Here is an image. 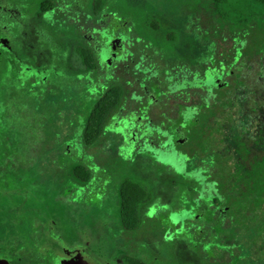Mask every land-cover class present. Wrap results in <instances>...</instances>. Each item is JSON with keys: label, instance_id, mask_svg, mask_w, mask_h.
<instances>
[{"label": "rangeland", "instance_id": "374dc122", "mask_svg": "<svg viewBox=\"0 0 264 264\" xmlns=\"http://www.w3.org/2000/svg\"><path fill=\"white\" fill-rule=\"evenodd\" d=\"M1 1L7 6V0ZM101 1V8L97 12V29L100 30V25L103 27L105 24L104 14L110 11L120 13L117 20L123 19L122 23L128 34L127 51L136 55L144 51L153 56L147 65L156 64L158 61L167 62L176 56L173 63L186 62L189 66L192 61H202L212 50L220 58L231 49L230 39L223 42L213 38L214 44L209 43V40L205 42L204 33L208 30L206 24L212 19V11H215L213 0H109L106 8L105 2L108 0ZM71 2L74 6L83 3L81 0ZM219 14L225 16L222 19L223 24V20H227L225 23H235L240 30V38L250 36L251 29L264 28V5H254L249 0H229L227 6L219 8ZM59 15L62 16V13L56 9V16ZM20 17L23 20L24 16ZM20 21L21 19L17 21L8 10L0 12V36L7 47L12 46L20 67L27 70L47 68V73H41L43 80L47 79L49 71H55L54 74L59 75L52 76L49 82V92L56 94L53 97H39V92L30 97L31 93L24 91L9 97L13 83L9 81L10 72L3 76L7 67L5 61L0 59V185H8L11 187L9 189L13 187L14 191L21 190L22 195L32 192L27 220L24 221L25 215L21 213V220H16L14 224L9 219L11 215H6L7 221L0 216V221L4 222L2 224L8 231H13L15 227L14 240L19 244L30 242L31 245L35 243L41 246L33 250L32 255L29 253L27 258L23 256L21 264H48L54 260L53 252H58V247L61 251L62 248L79 249L84 256L94 253L109 264H127L126 259L132 257H139L146 264H216L218 258L205 253L203 244L205 246L211 243V236H216L213 223L221 221L220 213L217 212L212 221H208L210 223L206 225V235L200 236V229L196 231L197 226H187L177 232L179 225L185 226L186 222L191 223V226L202 224L200 213L182 209L179 213L171 214L185 206L182 200L186 203L191 200L180 189L183 179L177 173L183 167L179 165V160L161 157L163 164L157 163L154 166L151 160L139 153L128 152L124 145L119 147L122 143L120 134L125 137L126 144L133 138L130 136L132 127L124 119L130 118L137 111L138 105L129 95L138 88L131 77L135 70L131 64L132 58L120 62L114 70V74L121 77V103L126 105L119 109L116 122H123L118 127L107 128L104 135L106 143L103 140L98 149L89 151L90 154L104 151L102 158L93 162L100 170L105 171V176L94 172L95 182L92 185L83 184L74 175L73 171L78 163L72 159L83 157L82 135L88 117L99 99V87L106 80V42L101 43V58L95 54L97 69L92 73L77 54L81 43L75 37L67 36L66 30L59 32L60 28L50 27L54 28L51 36L40 38L32 23ZM85 27L87 30L88 24ZM172 36L174 40H170ZM82 40L83 45H89L88 48L94 51L92 40L86 37ZM128 65L129 69H124ZM255 70H259L258 65ZM61 74L63 79L60 78ZM129 82L132 85H128ZM114 86L118 87V83ZM33 89L37 91L38 86L35 85ZM195 102L197 101L191 100L190 104ZM170 113L175 116L176 111L171 109ZM137 122L138 119L135 118L133 123ZM261 126L248 124V136L258 143H249L254 154L264 150V124ZM260 128L263 129L262 136ZM238 133L236 128L233 135ZM131 146L132 151L133 145ZM117 149V155H114ZM9 158L12 159L10 162ZM8 163L15 172H9ZM170 166L175 167L176 172ZM25 169L26 175L23 174ZM27 176L30 178L24 179ZM10 177L16 184L9 183ZM123 178L146 184L152 195L151 202L141 207L143 223L140 229L129 235L120 226L121 201L118 182ZM104 179L107 182L105 185ZM76 185L84 188V195L91 196V199H86L89 206L84 205V200L80 202V199H76ZM67 191L68 194H65ZM7 193L12 200L9 204L2 200L0 205L13 208L17 203L14 196ZM18 193L20 192L15 195ZM98 193L100 194L97 196ZM23 198L19 200L21 204ZM73 198L77 201H73ZM73 206H76V210ZM109 215L112 228L105 221ZM89 224L91 227L87 229L85 225ZM104 226L108 229L106 234L102 231ZM222 227L232 228L228 221L223 222ZM250 234L249 238H253L254 232ZM84 235L85 238H82ZM226 236L220 237L223 241L226 239V244L236 246L235 241ZM7 244L11 243L7 239H0V264H10ZM206 246L210 253L209 248L212 246ZM241 246L242 252L235 249L232 254H226L222 261L220 259V262L234 264L238 257L237 264H264V250H257L255 258L253 251ZM213 249L212 252H215ZM79 250L76 253H81ZM86 261L90 260L87 258Z\"/></svg>", "mask_w": 264, "mask_h": 264}, {"label": "trees", "instance_id": "16d2710c", "mask_svg": "<svg viewBox=\"0 0 264 264\" xmlns=\"http://www.w3.org/2000/svg\"><path fill=\"white\" fill-rule=\"evenodd\" d=\"M213 1L215 11L206 24L205 42L209 40L214 44L213 38L223 42L230 39L231 49L220 58L212 50L202 61H192L189 66L186 62L173 63L176 56L167 62H156L147 88L139 87V97H131L138 103L137 111L130 117L132 122L128 117L124 119L132 127L130 136L133 138L126 144L125 137L120 134L122 143L119 147L124 145L128 152L139 153L151 160L154 166L163 164L161 157L179 160L183 167L177 173L183 179L180 189L191 200L188 203L182 200L185 206L171 214L182 209L200 213L202 224L191 226L186 222L185 226L180 224L178 230L176 228L177 232L187 226H197L199 235H206V225L218 212L221 221L212 222L216 236L211 234V243L206 244L212 246L209 248L211 252L204 244L203 251L222 261L235 249L242 252L241 245H244L253 251L256 258V251L264 250V150L253 153L249 143H258L248 136V124H264V28L251 29L250 36L240 38V30L235 23L223 20V24L225 16L219 14V8L227 6L229 0ZM249 1L254 5H264V0ZM101 4V0H96L97 12ZM173 36L170 40L175 39ZM82 39V35L77 38L81 43L77 54L85 67L96 71L97 57L83 45ZM99 42L97 40V49ZM5 63L10 66L13 61L6 58ZM257 65L258 71L255 70ZM98 97L82 135L83 157H76L82 158L84 165L73 171L75 177L84 182L91 178L88 166L92 167L93 161L102 158L104 152L99 150L90 154L89 151L98 149L103 140L106 143L104 135L107 128L118 127L123 122L117 123L116 118L119 109L126 107L121 103L123 95L119 87L103 90ZM191 100L197 102L190 104ZM171 109L176 111L175 116H171ZM135 118L137 123H133ZM236 128L239 133L233 135ZM259 132L262 136L263 129L260 128ZM170 167L176 172L175 167ZM95 169L98 175L103 173L96 164ZM118 191L123 227L134 232L143 223L141 207L152 200L149 187L138 180L123 178L118 182ZM225 221L232 228L224 229L222 223ZM251 229L253 238H249ZM221 235L233 239L236 246L226 244ZM236 259L234 264H237L238 257ZM126 262L146 264L131 258Z\"/></svg>", "mask_w": 264, "mask_h": 264}, {"label": "flooded vegetation", "instance_id": "af4514ba", "mask_svg": "<svg viewBox=\"0 0 264 264\" xmlns=\"http://www.w3.org/2000/svg\"><path fill=\"white\" fill-rule=\"evenodd\" d=\"M71 1L72 0H7L8 4L6 6L5 3H3L0 0V12L8 10L11 12V14H13L14 17L17 18V21L21 19L20 23L21 22L32 23L34 31H36L38 37L40 38L48 37L49 35L51 36L52 34L51 31L54 30V28L50 29V27H54V26L56 28H60L59 32H61L62 30H66L67 36H72L75 37L76 39L79 37L80 33L82 32L83 34L81 35L83 37H86L94 42L93 52L95 54H98L100 58L101 56L99 54V51L102 49L101 43L106 42L104 47V53L107 55V58L104 62L105 63L104 65L107 74H106L105 82L101 87H99V93L103 90L106 91L109 88L117 87L114 86L117 83L120 89L121 83H119V80L121 79V77H117L114 74V70L117 69L120 62H122L123 60L129 61L132 58L131 64L134 67L133 70L134 69L135 70L133 72V75H131V77L132 79H134V82L136 83L138 88L135 91L130 92L129 95L130 97H139V87L146 89L147 82L152 78V71L154 70V66H153L154 64L150 63L149 65H147L148 61H151V55H149L144 51H142L140 54L137 55L134 52L130 53L127 51L126 42L128 40V34L124 28V24L122 23L123 19L120 18V20H117V18H119L120 13L117 14L114 11H110L104 14L105 20L103 21L105 22V24L103 27L100 25V30H98L96 27V23H97L96 0H86V1L81 0V2L83 1L82 5L76 4L75 6L73 5L74 3H72ZM77 1L80 2V0ZM108 2L109 0L105 2V8L108 6ZM56 9L62 13V16L61 15L56 16ZM21 12H23L24 14H21ZM21 15L24 16L23 20L20 17ZM81 22H83L84 25ZM85 24H88L87 30ZM97 40L100 41L99 49H97ZM112 40L113 43L111 44L108 52L107 46L109 42H111ZM88 47L89 45L87 46V49L91 50ZM0 56H1L0 59L2 58L3 61H5L6 58L9 59L11 58V61H13V63H11L10 66L6 65L5 63V67H7V69L3 74V76H6V74L10 72V75H8L10 77L9 81L13 83L12 87L10 88L9 97H12L14 94H16V92H22V91L30 92L31 93L30 97L32 96V94H35L36 92L40 93L39 97H51L52 95L53 96L56 95L53 94V92L52 93L49 92V82H51V77L54 75H58V73L54 74L56 73L55 71H49L50 73L49 75L47 74L48 75L47 79L43 80L42 79L43 74L41 73L42 72L45 73L47 68H42V69L30 68V70H27L24 69L23 67H20L19 62L16 56L14 55V50L12 49V46L11 48L7 47L3 42L2 36H0ZM129 67L130 66L128 65L124 69L128 70ZM92 73H94V71H92ZM3 78L6 80V77ZM60 78L61 79L64 78L63 74L60 75ZM35 85L38 86L37 91L33 89ZM128 85H132V84L129 82ZM9 114H11V112H9ZM19 114L22 115V112H19ZM8 126L9 125H7V128H9ZM10 160L12 159L9 158L8 162H10ZM81 160L83 159L82 158L73 159V161H76L78 163V166L84 165ZM8 170L9 172H15V169L14 168L11 169L9 163H8ZM88 170L91 176L89 181L84 182L78 179L77 180L83 184L91 183L92 185L95 182L94 181L95 177L93 175L94 172L96 174L95 163H93L92 167L91 165L88 166ZM26 173H27V169L23 170V174L26 175ZM14 175L16 176L15 173ZM100 176H105V171H103V173ZM11 177L8 178L9 183L16 184V181L11 179ZM27 178L30 177L27 176L24 179ZM103 182L104 185L105 183H107L105 179L103 180ZM0 187H2L0 189V201L2 200L4 202L6 201L9 204V202L12 200V198L8 196L9 194L7 192H9L11 196L12 195L14 196L13 198L17 203V205L13 207L14 209L11 206L8 207V206L0 205V216L2 217V219L4 221H7L6 215L7 216L11 215L9 219L11 218L10 221L12 220L11 222H13L14 224L16 220H21V213H23L25 215L24 218L25 221V219L28 218L27 214L30 213V207L32 203V192H28L26 193V195H22L21 192L23 191L21 190L14 191L13 187L12 189H9L11 187L8 185L3 184L0 185ZM76 187L78 189L76 192L74 191L76 199H80L79 200L80 202L84 200L85 201L84 205L89 206V204L86 203V199L87 198L91 199V196L87 194L84 195V188L82 186L76 185ZM17 192L20 193L15 195ZM68 192L69 191L65 192V194L66 193L68 194ZM99 194L100 193L96 195L98 196ZM22 197L24 198L23 201H21L22 202L21 204L19 200ZM74 199L75 198H73V201L76 200ZM72 208L76 210V206L75 207L73 206ZM109 218L110 215L106 216L105 221H107L108 226L112 228L111 226L112 222L110 221ZM2 223L4 222L0 221V239H2L3 241L7 239L8 243L9 242L11 243L10 244L11 246L7 244V247L9 246L8 251H10V253L7 256L10 259V260L8 259L10 264H16L15 262L21 264V262L23 261L22 260L23 256H26L27 258L29 253L32 255L33 250H37L41 248V246H38L35 243L31 245L30 242H26V243L22 242V244H19V242L14 240L16 235L15 227L13 228V231H8L6 228H4ZM86 225L85 227L87 229L91 227L90 224L88 226ZM120 226L123 232H125L126 234L129 235L131 233L126 231L123 227L121 221V211H120ZM138 230L134 232H138ZM102 231L103 234H106L108 231L107 227L104 226ZM82 238H85V235ZM48 247L54 248V246H48ZM58 249H59L58 252H53L55 254L53 255L54 260H51L48 264H109V262H107L106 260L99 259L97 254L94 253H87L86 251H84L85 254L87 253L84 256L82 251H80L79 249L62 248V251L59 247ZM76 250L77 251L79 250L81 253H76ZM87 258L90 261H86ZM131 259H134L138 262L140 261L139 257H132ZM218 261H220L219 258L217 259V262ZM141 262L144 263V261Z\"/></svg>", "mask_w": 264, "mask_h": 264}, {"label": "water", "instance_id": "95a60500", "mask_svg": "<svg viewBox=\"0 0 264 264\" xmlns=\"http://www.w3.org/2000/svg\"><path fill=\"white\" fill-rule=\"evenodd\" d=\"M113 43V40L111 41V42H109V44H108V48H107V50H108V52H109V48H110V46H111V44Z\"/></svg>", "mask_w": 264, "mask_h": 264}]
</instances>
